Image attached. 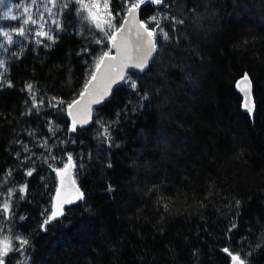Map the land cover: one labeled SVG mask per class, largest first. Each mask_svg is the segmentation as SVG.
<instances>
[{
    "label": "trees",
    "instance_id": "trees-1",
    "mask_svg": "<svg viewBox=\"0 0 264 264\" xmlns=\"http://www.w3.org/2000/svg\"><path fill=\"white\" fill-rule=\"evenodd\" d=\"M23 2L10 0L13 14L16 4L23 11ZM168 3L162 11L184 24L173 32L165 21L171 39L161 41L149 69L129 72L150 101L138 107L137 94L122 83L76 133L67 131V104L79 98L94 59L111 47L104 33L92 27L77 34L73 4L64 13L66 31L51 47L28 40L22 52L18 44L11 46L19 58L10 61L13 87L0 89V173L15 171L0 193L25 181L29 191L24 200L19 194L12 198L10 218L0 214V238L8 236L14 248L17 236L30 244L24 255L10 252L6 264H231L225 247L244 254L247 264H264V0ZM156 8L142 5L140 19ZM110 9L121 13L113 21L119 26L122 0H110ZM85 47L89 51L77 55ZM245 73L255 105L251 114L236 86ZM28 82L46 97L39 114L22 115L31 104L24 90ZM52 97L65 103L48 107ZM49 119L60 126L55 137L48 132ZM98 120L111 125V146L97 137L103 130ZM56 137L75 142L60 144ZM44 139L55 145L54 155L66 160L65 153L73 154L72 177L84 194L65 204L64 215L46 231L40 229L42 213L51 210L59 181L49 163L63 164L41 158L47 155L39 147ZM17 140L36 154L32 177L24 174L32 161L21 167L15 155H25Z\"/></svg>",
    "mask_w": 264,
    "mask_h": 264
},
{
    "label": "snow or ice",
    "instance_id": "snow-or-ice-1",
    "mask_svg": "<svg viewBox=\"0 0 264 264\" xmlns=\"http://www.w3.org/2000/svg\"><path fill=\"white\" fill-rule=\"evenodd\" d=\"M9 2L10 0H0V22L16 21L17 23L8 26L0 24V89L13 87L8 76L10 61L12 58H19V56L15 52H11V46L18 44L22 52L25 47L23 41L28 40L34 42L37 46L51 47L58 41L60 33L66 31L64 13L70 10L73 4L78 5L76 15L80 24L77 34L83 35L85 28L90 31L94 27L99 32L104 33V37L111 46L94 59V69L90 73V79L86 82L84 89L79 93V98L73 99L71 103L67 104V114L71 117V125L67 129L69 133H76L78 127L87 125L92 117V105L102 104L110 95L113 87L118 84H126L132 92L136 93L138 96L137 106L143 108L145 106L144 102L150 101V94L148 92L140 93L138 82L126 70L131 68L138 72H145L149 69L150 62L160 50L161 41L171 39L170 33L165 29V21L171 23L173 32L178 30L177 25L184 24V20L170 16L167 11H162V9L169 8L168 0H122L125 14L123 23L119 26L113 21L121 13L116 12L113 14L110 9V0H102V3L101 0H24L22 12L20 11L21 5H15L18 14H13V8L8 6ZM147 3L157 6V8L147 20H141L138 18L139 10L142 5ZM14 37H20L21 40ZM45 40L51 43L45 44ZM94 42L100 45L104 41L103 39H94ZM112 49L116 50L115 55L112 54ZM88 51L89 49L85 47L77 55ZM236 86L244 92L246 100L251 101V80L248 73L243 75L242 80L237 81ZM24 90L28 93L31 104L28 107V112L22 113V115L31 114L33 110L39 114L45 106L46 97L38 95V89L31 82L25 84ZM64 103L62 99L52 97L51 101L48 102V107L56 108ZM245 108L251 114L254 112L255 105L254 103H246ZM133 111H135V107ZM96 123L100 124L103 129L97 132V137L108 141L109 146H111V125H105L99 120ZM58 130H60V126L49 119L48 132L50 136L55 137ZM28 135L35 137L36 133L29 131ZM56 139L60 144L75 142L72 137H68L67 140L59 137H56ZM16 143L21 145V150L25 154L21 156V151L15 153L17 159L20 160V166L23 167L24 164L32 161V167L24 169L25 176L32 177L36 171L35 161L33 160V156L36 154L32 152L27 143L20 140H17ZM54 146L49 145L48 139H44L39 144V147L47 153L46 156L41 153V158L45 162H48L50 157L51 161H59L63 164L62 167H53L49 163V167L52 168L59 180V186L56 188L51 210L42 213V215H45V219L40 225L42 231H46L47 226L52 221L64 215L65 204L84 199V194L78 187H75L76 181L72 179L73 170L77 168L73 154L65 153V160L52 153ZM14 171L15 169H6L3 173H0V187H3L12 179ZM66 181H70L75 191V196L71 199L66 195L62 196V189ZM28 191V182L25 181L18 186L9 187L6 193H0V195L7 197V199L0 201V214H3L4 218H10L14 214L12 198L19 194V200H24ZM108 191H113L111 186H109ZM239 204L240 201L237 200V207ZM20 219L24 220L25 217L20 216ZM235 227L236 225L233 224L232 228ZM232 228L229 229V232L232 231ZM15 239L19 245L17 248L13 247V242L8 236L0 239V264H6L5 258L12 251H19L21 255H24V250L30 244L29 239L24 236H17ZM223 252L230 257L231 264H247V258L244 254L234 253L228 247L223 248ZM20 264H27V262L20 261Z\"/></svg>",
    "mask_w": 264,
    "mask_h": 264
},
{
    "label": "water",
    "instance_id": "water-1",
    "mask_svg": "<svg viewBox=\"0 0 264 264\" xmlns=\"http://www.w3.org/2000/svg\"><path fill=\"white\" fill-rule=\"evenodd\" d=\"M138 18L140 19V15H139V13H138ZM122 23H123V21H122ZM134 38V37H133ZM112 54L113 55H115L116 54V50L115 49H112ZM127 72H134V73H142V72H138L137 70H135V69H131V68H129V69H127L126 70ZM240 80H242V77L238 80V81H240ZM94 83H99V82H94ZM122 84V83H121ZM121 84H118V85H116V86H114L113 87V89H112V91L110 92V95L105 99V101L102 103V104H100V105H92V109L94 110V109H96V108H99V107H101V106H103L106 102H108L109 100H110V98H111V94H112V92H113V90L114 89H116L119 85H121ZM241 87H243V85H241ZM238 88V87H237ZM238 90H239V92L241 93V95H242V97H243V99H244V108H245V104L246 103H250V104H252V99H251V101H248V100H246V97H245V94H244V92L243 91H241V89L240 88H238ZM245 110H247L246 108H245ZM69 118H70V120H71V117L69 116ZM84 126H86V125H84ZM72 179H73V177H72ZM58 186H59V181H58ZM57 186V187H58ZM75 187H77V185H75ZM64 195H66L68 198H73L74 196H75V191H74V189H73V187H72V185H71V183H70V181H66V183H65V185H64V188L62 189V196H64Z\"/></svg>",
    "mask_w": 264,
    "mask_h": 264
},
{
    "label": "rangeland",
    "instance_id": "rangeland-1",
    "mask_svg": "<svg viewBox=\"0 0 264 264\" xmlns=\"http://www.w3.org/2000/svg\"><path fill=\"white\" fill-rule=\"evenodd\" d=\"M101 3H102V0H101ZM101 14L103 15V12ZM0 239H2V238H0Z\"/></svg>",
    "mask_w": 264,
    "mask_h": 264
}]
</instances>
